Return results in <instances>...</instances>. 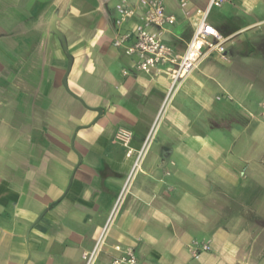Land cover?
<instances>
[{
    "label": "crops",
    "instance_id": "obj_1",
    "mask_svg": "<svg viewBox=\"0 0 264 264\" xmlns=\"http://www.w3.org/2000/svg\"><path fill=\"white\" fill-rule=\"evenodd\" d=\"M150 1L0 0V264H82L108 219L94 264L114 245L136 264H264V0L209 11L224 51L169 96L165 66L125 47L145 30L183 53L207 0H160L162 28Z\"/></svg>",
    "mask_w": 264,
    "mask_h": 264
},
{
    "label": "built area",
    "instance_id": "obj_2",
    "mask_svg": "<svg viewBox=\"0 0 264 264\" xmlns=\"http://www.w3.org/2000/svg\"><path fill=\"white\" fill-rule=\"evenodd\" d=\"M224 1L225 0H207L206 6L203 9L196 10L198 21L183 53L179 54L174 52L171 47L160 39L158 34H152L145 30H137L132 34L133 42L125 47V53L137 54L140 57L137 68L141 71L148 72L153 68L165 66V70L170 77L168 89L169 96L180 86L208 53L212 51L222 53L224 51V40L221 34L208 22L209 11L213 7L219 6ZM131 15L132 11H124L122 16L117 19L116 23H121L125 18ZM143 18L147 23L155 25L158 28L171 25L175 21L174 16L165 12L160 0H151L149 2ZM129 36L130 35L126 33L122 34L114 39L113 44L119 46L125 42ZM115 139L122 146L129 147V143L132 139V132L125 128H119L115 134ZM147 141L146 139L142 148L137 153L133 170L139 163ZM127 153L130 154L131 150L128 149ZM108 223L109 219L102 227L91 249L82 253V264L95 263L102 250ZM113 248L118 254L112 258L111 264H136L137 259L132 247L114 245Z\"/></svg>",
    "mask_w": 264,
    "mask_h": 264
},
{
    "label": "rangeland",
    "instance_id": "obj_3",
    "mask_svg": "<svg viewBox=\"0 0 264 264\" xmlns=\"http://www.w3.org/2000/svg\"><path fill=\"white\" fill-rule=\"evenodd\" d=\"M210 18H211L213 21H216L217 16H216V14H215L214 11L211 12V14H210ZM147 140H148V138H147Z\"/></svg>",
    "mask_w": 264,
    "mask_h": 264
}]
</instances>
